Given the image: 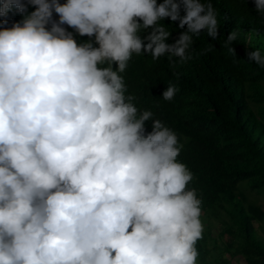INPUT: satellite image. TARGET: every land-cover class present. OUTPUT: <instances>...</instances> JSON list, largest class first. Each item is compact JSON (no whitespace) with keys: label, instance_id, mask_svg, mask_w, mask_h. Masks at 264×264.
Here are the masks:
<instances>
[{"label":"clouds","instance_id":"9594fccd","mask_svg":"<svg viewBox=\"0 0 264 264\" xmlns=\"http://www.w3.org/2000/svg\"><path fill=\"white\" fill-rule=\"evenodd\" d=\"M61 1L0 3V16H23L0 22V264H197L202 201L182 145L122 73L133 54L183 63L194 35L218 39L211 0ZM165 19L186 26L175 43ZM237 37L224 42L234 55Z\"/></svg>","mask_w":264,"mask_h":264},{"label":"trees","instance_id":"16d2710c","mask_svg":"<svg viewBox=\"0 0 264 264\" xmlns=\"http://www.w3.org/2000/svg\"><path fill=\"white\" fill-rule=\"evenodd\" d=\"M211 2L219 38L212 39L206 31L194 35L192 58L183 63L177 57L170 60L167 54L155 61L147 54H133L122 73L126 95H134L138 109L150 110L153 119L172 129L182 145L177 159L191 171L193 179L187 187L195 189L202 201L204 230L196 245L197 264H231L238 259L243 264H264V240L254 226L264 222V211L256 200L264 196V68L250 62L246 53L260 50L264 56V15L256 12L254 0ZM5 18L3 27H11L23 16L13 9L0 16V22ZM53 18L59 19L55 13ZM161 23L171 32L168 44L186 31V26L178 27V21ZM64 27L76 40L90 39ZM231 31L238 32L230 45L235 55L224 46ZM168 84L178 89L171 101L162 99ZM151 125L152 121L146 122L147 132Z\"/></svg>","mask_w":264,"mask_h":264},{"label":"rangeland","instance_id":"374dc122","mask_svg":"<svg viewBox=\"0 0 264 264\" xmlns=\"http://www.w3.org/2000/svg\"><path fill=\"white\" fill-rule=\"evenodd\" d=\"M256 200H257L258 204L262 207V209L264 211V196H258L256 198ZM204 221H206V220H204ZM210 223L212 225V233L216 234L217 229L213 230V228L215 226L213 221H210ZM254 226H255V230L257 232L258 237H260L262 240H264V222H262L261 224L260 223H255ZM237 263L238 264H243L241 259H238L237 262H235V261L231 262V264H237Z\"/></svg>","mask_w":264,"mask_h":264}]
</instances>
